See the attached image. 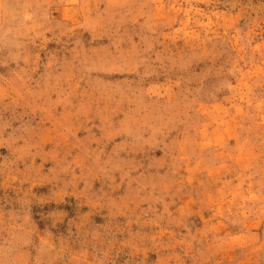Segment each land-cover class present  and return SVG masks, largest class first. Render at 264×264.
I'll list each match as a JSON object with an SVG mask.
<instances>
[{
	"label": "rangeland",
	"instance_id": "1",
	"mask_svg": "<svg viewBox=\"0 0 264 264\" xmlns=\"http://www.w3.org/2000/svg\"><path fill=\"white\" fill-rule=\"evenodd\" d=\"M0 264H264V0H0Z\"/></svg>",
	"mask_w": 264,
	"mask_h": 264
}]
</instances>
